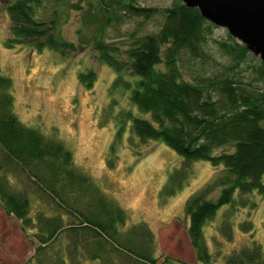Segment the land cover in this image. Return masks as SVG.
I'll return each mask as SVG.
<instances>
[{
  "label": "trees",
  "instance_id": "1",
  "mask_svg": "<svg viewBox=\"0 0 264 264\" xmlns=\"http://www.w3.org/2000/svg\"><path fill=\"white\" fill-rule=\"evenodd\" d=\"M3 1L10 22L7 47L32 43L37 51L48 48L60 54L76 49L56 36L53 20H37L42 0ZM89 5L83 23L98 24L95 48L115 73L111 106L116 105V92L127 97L130 106L120 110L116 123L119 127L127 123L131 138L160 141L182 158V165L162 185L161 197L181 189L192 162L205 160L225 174L216 180L221 188L215 200L194 195L186 208V231L195 261L210 264L213 257L203 232L206 223L224 205H231L233 211L247 205L245 196L264 197V61L229 33L227 40L214 41L227 61L213 58L208 36L214 24L182 0L165 8L141 6L136 0H97L96 6ZM73 6L77 9L81 4ZM157 14L162 17L158 30L142 35L131 32V42L124 49L101 39L111 23L134 17L149 20ZM249 55L256 58L248 61ZM162 64L163 70L156 69ZM94 79L92 71L78 74L86 86ZM11 88V78L0 73V206L19 222L21 231H32L36 244L26 261L157 264L155 236L149 226L139 222L126 227L125 210L77 170L60 140L23 125L13 111ZM228 144L232 151L215 153ZM21 176L29 181L24 188L18 187ZM235 194L242 200H236ZM29 196L40 205L34 215ZM240 228L253 231L248 221ZM219 231L227 240L232 237L228 214ZM224 262L264 264V249L252 240L232 250Z\"/></svg>",
  "mask_w": 264,
  "mask_h": 264
},
{
  "label": "rangeland",
  "instance_id": "2",
  "mask_svg": "<svg viewBox=\"0 0 264 264\" xmlns=\"http://www.w3.org/2000/svg\"><path fill=\"white\" fill-rule=\"evenodd\" d=\"M136 1L141 6L165 8L175 0ZM4 3L0 0V73L12 80L13 111L18 120L49 139L60 140L71 152L77 170L89 176L125 210L126 227L139 222L149 226L155 236L157 264H203L195 261L186 231V208L194 195L215 200L221 188L216 180L225 174L220 166L213 167L205 160L192 162L181 189L172 196L161 197L162 185L168 174L182 165V158L160 141L140 142L131 138L129 125L119 127L116 123L120 110L130 106L127 97L119 92L114 93L116 105L111 106L110 88L115 73L101 61L95 48L98 24L83 23L89 3L96 6L97 0H42L36 9L37 20L45 23L53 20L56 36L75 45L74 51L68 49L63 54L48 48L37 51L32 43L7 47L4 42L9 36L10 22ZM77 3L81 7L76 9L73 5ZM161 21L159 14L149 20L123 18L105 27L101 39L105 44L124 49L131 42V32L135 31L134 35L155 32ZM208 37L213 58L227 61L214 43L227 40V30L213 25ZM251 58L256 57L249 55L248 61ZM156 69L163 70V64ZM88 71L95 73L90 86L78 80L80 72ZM222 151H232V146H221L215 153ZM18 182V187L24 188L29 181L21 176ZM234 197L242 200L239 195ZM244 199L247 205L233 211L231 205H224L206 223L203 232L213 257L210 264H225L227 254L252 240L264 249V197L253 193ZM29 202L30 213L34 215L40 206L38 199L29 196ZM226 214L232 223L229 240L219 231ZM244 221L251 223L253 231L240 228ZM31 233L21 231L19 222L6 215L0 206V264H33L26 261L36 244ZM84 264L99 263L86 260Z\"/></svg>",
  "mask_w": 264,
  "mask_h": 264
},
{
  "label": "water",
  "instance_id": "3",
  "mask_svg": "<svg viewBox=\"0 0 264 264\" xmlns=\"http://www.w3.org/2000/svg\"><path fill=\"white\" fill-rule=\"evenodd\" d=\"M264 61V0H182Z\"/></svg>",
  "mask_w": 264,
  "mask_h": 264
}]
</instances>
